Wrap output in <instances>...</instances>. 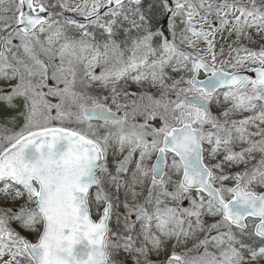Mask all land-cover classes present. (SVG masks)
I'll return each instance as SVG.
<instances>
[{
  "label": "snow or ice",
  "instance_id": "obj_1",
  "mask_svg": "<svg viewBox=\"0 0 264 264\" xmlns=\"http://www.w3.org/2000/svg\"><path fill=\"white\" fill-rule=\"evenodd\" d=\"M0 264H264V0H0Z\"/></svg>",
  "mask_w": 264,
  "mask_h": 264
}]
</instances>
